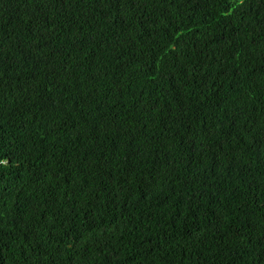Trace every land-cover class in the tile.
<instances>
[{
    "label": "trees",
    "instance_id": "1",
    "mask_svg": "<svg viewBox=\"0 0 264 264\" xmlns=\"http://www.w3.org/2000/svg\"><path fill=\"white\" fill-rule=\"evenodd\" d=\"M0 264H264V0H0Z\"/></svg>",
    "mask_w": 264,
    "mask_h": 264
}]
</instances>
